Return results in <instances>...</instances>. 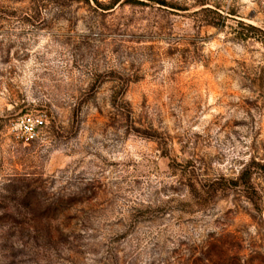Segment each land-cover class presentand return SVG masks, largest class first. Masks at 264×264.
<instances>
[{
	"label": "rangeland",
	"instance_id": "1",
	"mask_svg": "<svg viewBox=\"0 0 264 264\" xmlns=\"http://www.w3.org/2000/svg\"><path fill=\"white\" fill-rule=\"evenodd\" d=\"M0 264H264V0H0Z\"/></svg>",
	"mask_w": 264,
	"mask_h": 264
},
{
	"label": "built area",
	"instance_id": "2",
	"mask_svg": "<svg viewBox=\"0 0 264 264\" xmlns=\"http://www.w3.org/2000/svg\"><path fill=\"white\" fill-rule=\"evenodd\" d=\"M21 117H24L25 121H27L23 126H24V129L28 132L29 135H33L34 134V128L31 127V119L29 118H26L25 115H22ZM40 124V126H42L43 122H38Z\"/></svg>",
	"mask_w": 264,
	"mask_h": 264
},
{
	"label": "trees",
	"instance_id": "3",
	"mask_svg": "<svg viewBox=\"0 0 264 264\" xmlns=\"http://www.w3.org/2000/svg\"><path fill=\"white\" fill-rule=\"evenodd\" d=\"M199 2H204V1H199ZM203 10L212 12L209 8H204ZM219 18H221V15L215 13Z\"/></svg>",
	"mask_w": 264,
	"mask_h": 264
}]
</instances>
